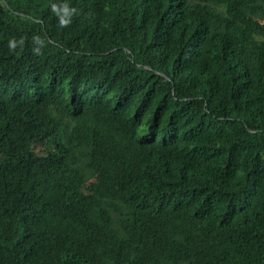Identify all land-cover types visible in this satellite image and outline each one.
Wrapping results in <instances>:
<instances>
[{"label":"trees","instance_id":"obj_1","mask_svg":"<svg viewBox=\"0 0 264 264\" xmlns=\"http://www.w3.org/2000/svg\"><path fill=\"white\" fill-rule=\"evenodd\" d=\"M0 264H264V0H0Z\"/></svg>","mask_w":264,"mask_h":264}]
</instances>
